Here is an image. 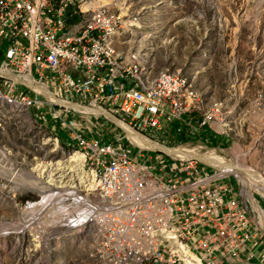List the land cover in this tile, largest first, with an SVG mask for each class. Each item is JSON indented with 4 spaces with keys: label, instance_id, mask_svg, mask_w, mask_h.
Returning a JSON list of instances; mask_svg holds the SVG:
<instances>
[{
    "label": "built area",
    "instance_id": "built-area-1",
    "mask_svg": "<svg viewBox=\"0 0 264 264\" xmlns=\"http://www.w3.org/2000/svg\"><path fill=\"white\" fill-rule=\"evenodd\" d=\"M79 1L0 0V51L5 47L0 69L27 75L51 96L1 72L0 85L32 90L33 96L23 92L19 97L39 105L42 124L60 129L68 141L84 143L92 151V169L103 165V193L95 194L86 179L88 200L81 201L89 208L82 211L86 233L91 217L100 218L97 250L110 242L106 264H198V259L205 264H264V228L244 197L239 176L197 155L169 151L182 145L196 151L202 145L235 157L201 136L209 127L228 138L220 129L227 110L200 117L198 96L180 92L181 77L163 75L154 92L134 87V61L115 66L101 46L102 33L123 28L128 18L118 15V4L92 0L87 10H80ZM125 126L150 145L134 140ZM177 139L180 144L170 145ZM231 143L232 148L239 144ZM144 149L159 155H146ZM232 177L238 189L225 182ZM168 227L196 236L198 252L181 250L183 258H175L171 244L181 242L170 238ZM47 244L42 232L45 252Z\"/></svg>",
    "mask_w": 264,
    "mask_h": 264
},
{
    "label": "rangeland",
    "instance_id": "rangeland-1",
    "mask_svg": "<svg viewBox=\"0 0 264 264\" xmlns=\"http://www.w3.org/2000/svg\"><path fill=\"white\" fill-rule=\"evenodd\" d=\"M115 1L118 12L128 18L115 43L139 49L155 72L170 65L187 76L203 117L227 110L220 129L229 137H219V144L234 156L239 152L240 162L264 179V0ZM23 92L34 94L24 86L12 91L0 85V264H106L110 244L102 242L101 251L97 250L99 217H91L90 234L86 233L82 211L89 208L82 198L43 194L31 183L46 165H52L46 177L58 183L78 182L83 187L78 190L87 197L86 178L91 177L83 173L80 160L67 161L78 144H68L71 141L59 135L60 129L42 124L39 105L19 97ZM232 140L240 148H232ZM177 144L179 139L170 145ZM164 160L171 162L168 156ZM10 171L17 173L16 180L6 176ZM225 182L238 189L233 177ZM243 194L251 208L255 200L252 209L264 228L260 217H264V186L253 182L249 199ZM42 232L48 237L46 252Z\"/></svg>",
    "mask_w": 264,
    "mask_h": 264
},
{
    "label": "bare ground",
    "instance_id": "bare-ground-1",
    "mask_svg": "<svg viewBox=\"0 0 264 264\" xmlns=\"http://www.w3.org/2000/svg\"><path fill=\"white\" fill-rule=\"evenodd\" d=\"M73 1L74 0H65V2H73ZM90 4H92V0H80L79 9L87 10ZM102 4L104 6H113V5H117L118 2H116L115 0H102ZM122 9L123 8H121L120 10ZM118 15L122 18H125L124 13L122 14L121 12L120 13L118 12ZM126 26H128V23H126L125 21V26L123 28H120V29L111 28V29H108L106 32L102 33L101 46H102V50L106 52V59L110 61L111 64H114L115 66H125L126 61H134L135 68H134V73H133V86L142 91L154 92L156 89H159V84H160V80L162 76L168 75V80H178L181 77L180 92L182 96L184 97L193 96L192 92H190L191 83H190L189 78L187 76H184L180 71H176V69H174L172 66L166 65V66H162L155 72L154 68L150 67V65L145 59L144 54L139 49L132 47V46H129V47L128 46H125V47L118 46L115 43L116 34L120 30L124 29ZM0 72L2 74L11 75L22 81H25L27 84L34 86V88H36L41 93H44L47 96L48 95L51 96V94L48 92V90L45 88L43 84L33 82L27 75H14L11 71L6 70V69H0ZM76 108L87 110L86 107L76 106ZM125 127L127 128L128 133L131 135V137L134 140L140 143H144L146 145H150V142L147 139L138 138L137 137L138 135L132 132L130 128H128L127 126ZM240 146L241 145L237 143L234 146V148H240ZM216 149L217 150L208 151L206 150V148L202 149V146H198V150L192 151V150L186 149L185 145H182L175 149H169V151H176V152L179 151L180 153H182L181 154L182 156H190V155H197L198 157L201 156L200 158L217 164L218 167L222 168L225 171H233L239 176L242 189L247 195L248 199L250 196V186L253 182L258 181L260 185L264 186V179L260 176V174L257 171L251 169L250 166L240 162L242 155L239 154V152L237 153L235 158L232 159V158H228L226 154L222 152L225 150L221 149L222 151H218L220 149L218 148ZM79 160H80V164L82 165V168L84 169V171L87 173L89 177H91V178L87 177L86 179H91V185L94 187L93 190H95L97 194H102L103 193L102 182L104 181V167L103 165H94V168L92 169V151L86 150L84 143H79L78 150L74 154H72L68 158L67 161L71 163L72 162L78 163ZM58 163L60 164V161ZM51 166L46 165L45 168L41 172H39L38 176H34L32 178L31 183L34 184L33 187H35L36 190H38L39 192H42L43 194L46 192H50L56 195L57 194L71 195L72 197L80 196L82 199H85V201L88 200L87 197L82 196V194L80 193V190H78V189L83 188L82 185L80 186V183L78 184L77 182V184H70L66 180H61L59 181L61 183H58V181L56 180L53 181L52 177H49V178L46 177L48 173L46 174L45 172L49 169H52L53 166L52 167ZM6 174H7L6 176L9 177L11 180L13 179L16 180V176H17L16 172L10 171V172H6ZM77 177H79L80 179H83L81 174H78ZM67 185H69L70 187H67ZM252 201H253L252 208L256 209L255 200L252 199ZM260 217L263 222L264 217H262L261 215ZM96 234L97 233L95 231L94 236ZM168 235L174 241L181 242V245L171 244V251L174 252L175 258H183V251L181 250H190L191 252H198V241H197L196 236L190 235L187 231L181 230L179 227H168ZM109 249H111V245ZM106 259H109L111 261V252H110V255H108ZM198 264H205V259H198Z\"/></svg>",
    "mask_w": 264,
    "mask_h": 264
},
{
    "label": "crops",
    "instance_id": "crops-1",
    "mask_svg": "<svg viewBox=\"0 0 264 264\" xmlns=\"http://www.w3.org/2000/svg\"><path fill=\"white\" fill-rule=\"evenodd\" d=\"M198 114H199V116L200 117H202V118H205V117H203L202 116V114H201V112L198 110ZM62 133H64L63 131H61ZM212 133H214L213 131H212V129L211 128H209V127H206L203 131H202V133H201V136H202V138H203V140H205V136H209L210 134H212ZM215 134V133H214ZM227 134V136L229 137V134L228 133H226ZM64 135L66 136V134L64 133ZM219 136V135H218ZM220 137V136H219ZM66 138H67V136H66ZM221 138V137H220ZM73 141H71V143H72ZM76 144H78L79 145V143H74L73 145L74 146H76ZM199 146H202V145H199ZM202 149H205L203 146H202ZM207 150H217V149H207ZM218 151H222V150H218ZM222 152H225V151H222ZM191 156V155H190ZM201 157V156H200ZM207 161V160H206ZM210 162V161H209Z\"/></svg>",
    "mask_w": 264,
    "mask_h": 264
},
{
    "label": "trees",
    "instance_id": "trees-1",
    "mask_svg": "<svg viewBox=\"0 0 264 264\" xmlns=\"http://www.w3.org/2000/svg\"><path fill=\"white\" fill-rule=\"evenodd\" d=\"M58 133L60 136H62L64 139H66V136L64 135V133H62V132H58ZM204 138H205V142H208L209 144H212V145H218L219 144V136L214 134V133L210 134L209 136L207 135ZM68 144H71V142Z\"/></svg>",
    "mask_w": 264,
    "mask_h": 264
}]
</instances>
